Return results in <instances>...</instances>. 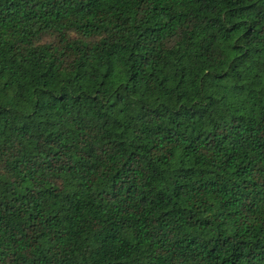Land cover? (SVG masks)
<instances>
[{"label":"trees","instance_id":"obj_1","mask_svg":"<svg viewBox=\"0 0 264 264\" xmlns=\"http://www.w3.org/2000/svg\"><path fill=\"white\" fill-rule=\"evenodd\" d=\"M0 264H264V0H0Z\"/></svg>","mask_w":264,"mask_h":264}]
</instances>
